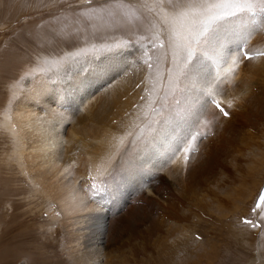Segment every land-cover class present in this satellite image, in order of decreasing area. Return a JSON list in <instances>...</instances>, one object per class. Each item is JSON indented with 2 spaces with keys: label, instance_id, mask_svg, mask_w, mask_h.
<instances>
[{
  "label": "rangeland",
  "instance_id": "374dc122",
  "mask_svg": "<svg viewBox=\"0 0 264 264\" xmlns=\"http://www.w3.org/2000/svg\"><path fill=\"white\" fill-rule=\"evenodd\" d=\"M199 19L198 14L181 18L158 0H0V264H264V198L260 208L254 210L264 186V117L263 124H258L256 128L255 112H252L254 116L251 115V119L246 120V106L241 110L230 107L238 101L243 102L264 85V78L261 81L264 77V16L224 20L225 23L244 26L247 34L243 35L246 38H232L227 45L222 38L217 39L216 34L221 31L216 32V24L210 29V34H206L207 40L194 45L192 59L180 64L184 67L188 63L191 68L196 60L203 61L197 58L198 51L213 48L212 55L205 54L210 57L205 61L210 65L207 76L194 79L192 69L189 75L187 68L186 72L180 71L171 82L177 81L173 86L175 94L167 98L171 103L167 101L152 107V102L162 99V94L166 92L164 82L167 83L165 76L169 71V62H180L186 57V53L182 52L186 45L188 50V41L184 42L180 35L186 34L187 21ZM200 27L195 24L194 34ZM231 27L233 29L234 25ZM218 40H222L223 45ZM221 53L226 61L217 60L221 58ZM122 62L125 69L115 79L121 77L128 95L134 100L132 108L124 113L125 117L128 116L127 121L135 126L143 117L141 110L136 114L137 109L144 107L146 112L148 109L154 112L155 109L157 116L155 114L154 118L160 117V121L166 123L164 129L172 130L171 133L179 136L181 134L179 151L174 150L176 158L172 162L163 154L170 156L175 145L168 151L160 149L161 154L156 160L158 169L156 166L153 170L145 168L147 171L141 175L140 184L127 182L124 177L128 174L129 165L121 168L117 178L116 170L110 172V169L115 159L116 163L123 162L133 145L127 144L128 141L123 143L129 139L128 128L122 127L126 118L114 119L110 123L122 130L121 136L115 137L116 140L121 138L116 146L125 144L124 147L112 163L104 165V170L111 167L102 177L90 176L89 170L85 177L77 179V183L88 194V204L98 212L106 213L113 223L115 216L119 215V219L128 214L126 210L129 208L140 213V209L146 207L140 215L143 218L150 215L159 229H150L148 219L136 221L133 229L130 228L134 233L125 230L114 240V235L104 237L105 229L87 233L84 224L74 223V233L79 241L73 242L72 236H67L68 228L60 207L40 187L34 186L33 173L26 164L29 160L17 151L16 130L7 128L6 122H9L14 106L22 98L20 93L30 94L33 82L44 76L50 88L58 85L59 96L67 97L66 107L55 108L65 120L60 133L66 142L68 129L80 111L75 108L67 92L68 87L73 91L77 82L99 81V89L108 86L111 92L115 79L113 83L107 82L104 70ZM94 63H104V67L86 70L91 64L95 66ZM229 63L241 66L233 69L232 80L224 84L227 89H220L219 86L213 95L207 93L206 86L215 82V76L219 75V71H213L214 66L226 68ZM117 70L120 69L116 67ZM201 79L206 82L205 86ZM246 83L248 93L245 91ZM251 87L255 88L254 91ZM219 97L226 102L221 103L217 100ZM103 104V111L109 117L116 113L108 100ZM148 104L150 108L144 106ZM31 105L34 110L45 109L36 97ZM203 107L206 110H200ZM222 107L233 109V116L227 111L222 113ZM105 113L102 112L101 116ZM161 113H164L162 117ZM147 121L146 118L139 124L151 122ZM166 121L170 122V127ZM233 122L236 126L232 127L236 131H231ZM249 123L250 127L247 126ZM156 124L153 136L159 138L157 131L160 129L156 128ZM68 141L65 148L73 147ZM78 147L75 145L73 151ZM180 159L184 160L178 167L182 170H178L175 178L167 177L164 171L176 169L174 165L179 164ZM169 161L175 164L164 163ZM106 175L112 178H106ZM143 181L148 182H145L148 184L146 187H143ZM120 182L124 186L120 187ZM166 184L171 186L167 187L169 190H165ZM167 203L172 210H179L176 218L165 214L163 207L159 209L158 204ZM76 218L75 222H80L78 214ZM245 220H251L252 224H246ZM65 222L67 225L70 223L67 219ZM253 224L259 227H253ZM124 225L120 223L116 228ZM82 229L84 231H80ZM117 229H114L115 233ZM98 240L102 244H94ZM90 243L94 245L88 246Z\"/></svg>",
  "mask_w": 264,
  "mask_h": 264
},
{
  "label": "bare ground",
  "instance_id": "6f19581e",
  "mask_svg": "<svg viewBox=\"0 0 264 264\" xmlns=\"http://www.w3.org/2000/svg\"><path fill=\"white\" fill-rule=\"evenodd\" d=\"M189 23H190V21H187V25ZM223 24H225V25L223 27H221ZM232 25H234L233 29L231 27ZM246 27H248V26H246ZM225 28H228L229 30L226 29V31H225ZM193 30H194V28H193ZM215 30H216V32L221 31L218 34H216V37H217V39L222 38L223 42L226 45L229 44L228 42H230L232 38H235L234 40H238L241 38L240 36H243L246 32V28H244V26H238V25L232 24L231 22L225 23L223 21L221 23H219V22L217 23V27L215 26ZM212 34H213V32H212ZM193 35H195L194 31H193ZM246 35L247 34H245V36ZM187 37H188L187 32L183 36L180 35V38H182V39L184 38V42L188 41ZM244 38H246V37H244ZM203 39L204 38H201L200 41H202ZM222 40H220V41L222 42ZM223 42H222V45H223ZM203 43H205V41ZM198 52H199V55H198L199 57H197V58H202L203 61L199 62L196 60L194 62L195 65L193 66V64H192L191 68L188 66V63L186 64V66L180 67L181 63L186 62L185 60L180 61V62L177 60H174L173 64H171V62H169V67H168L169 71L166 73V76H165L167 83L164 82V85H165L164 90L166 92L164 94H162V99H158L157 101L152 102V107L156 108V106L158 107V106H160V104H165L167 101H170V100H167V98L171 97L172 93L175 94V92L173 91V88H174L173 86H175L174 83H176L177 81L174 82L173 84L171 82H173L174 79L177 78V75L179 74L180 71L186 72L188 69L189 70L188 75H189V73L192 69L191 72L194 73V79L203 78V75L207 76V74L209 73L210 65H208L205 61H207V59H209L210 57H208L206 55L207 54L212 55V53H214V49L212 48L210 51L209 50L208 51L202 50V51H198ZM225 52H228V51H225ZM182 53H186V55H187V45H186V47H184V51ZM218 55H220V54H218ZM214 57H215V55H214ZM226 58H227V55H226ZM217 60L218 61H226L225 56L223 54L221 55V58L217 59ZM236 61H237V59H236ZM235 63H237V62H235ZM103 64L104 63L99 64V65L95 64V66H92V64L91 65L89 64L90 66H88V68L86 70L89 69V70L94 71L95 68L100 69V66H103ZM211 66L213 68L214 64H212ZM236 66H234L233 63L227 64L226 68H221L218 65L214 66L213 71H215V70L219 71V75L215 76V79H216L215 82L206 86L205 91L207 93L213 95L214 93H216L219 90L218 89L219 86H220V89H222V88L227 89V86L226 85L224 86V84L228 83V80H230L231 77H233L232 71ZM240 66H241V64H238V66L235 69H237ZM116 67H118L120 70L115 71ZM258 67H260V65H258ZM104 69H102V70H104ZM124 69H125V64H123V62L120 63L119 65L113 67V68L107 67V70H104L107 72V73L104 72L106 75V77H105L106 81L113 83L114 79L121 74L119 72L124 71ZM262 69H264V68H262ZM213 71L211 70V72H213ZM263 75H264V73H263ZM260 76H261V72H260ZM236 77H238V76H236ZM47 78L49 80H51V78H49V77H47ZM55 78H52V79H55ZM120 78H118L117 80L115 79L116 84H113L114 88L112 89L111 92L109 91L108 86H105L106 88L102 87L101 89H99V84H100L99 81L95 82V81L86 80V81L77 82L74 85L73 91H71V88L68 87L67 92H68V94L71 95V99L73 100V104H74L75 108L76 109L78 108V110H80L78 112V114L74 117V121H75L74 124L71 125L68 129L69 135L66 136V142L68 143L69 142L68 139H69L72 142L73 147L71 145V147L65 148L66 142H65L62 134L60 133L61 129H62V123L65 120L61 116V113L57 112L55 109L56 107H59V108L66 107L67 106V97L59 96L60 89L58 88V85H55L53 88H50L48 86V83H46V79L44 78V76L38 77L36 79V81L33 82V86L30 89L31 90L30 94L24 93L23 91L20 93V95L22 94V96H21L22 98L14 106V109H13V112H12L11 117L9 119V122H6L7 128L11 127V129H12V127H13L14 130H16L14 133L16 135L17 151H19V154L22 157H25V159L29 160L28 162L26 161V164H28L29 170L33 173L34 177L32 178V180H34V183H35L34 186H38V188L40 187V189H42V191L45 194H47L51 198V200L57 204L58 207H60V211H61L60 213L63 216L65 227L68 228V229H66L67 230L66 231L67 236H70V237L72 236L71 238H73L72 239L73 242L79 241V240H77L78 235H76L74 233V231H75V229L73 228V225L75 226L74 223L84 224V226L87 228L86 231L88 230L87 233H91L95 229H101L102 231L105 229L106 235L104 237L114 235V238H115L114 240H116V238L121 236L120 234H123V231L130 230V228H132L133 225H135L134 223L136 221L139 222V221L148 219V221L151 222V228L150 229H152V230H154L155 228L159 229L158 225H156L155 219L150 217V215H148V216L145 215V218H143L142 214H141L142 216L140 215V213H143V211H146V207H144L143 209H140V211L142 210V212H140V213L138 211H135L133 208H129V210H126V212H128V214L126 212H124L126 214L122 215L119 219H118L119 215L115 216L114 223H113L112 222L113 220H110V217L107 216L106 213L98 212L99 210H96V209L91 207L93 205H89L90 200L88 202V199H89L88 194L85 193L84 187L81 185L82 188H80V183H77V181H78L77 179L81 178L83 176L85 177V173L89 172V170H90V176L102 177L104 175V173L109 170V167H111V166H109V167L105 168V170H104V165L108 162L112 163L115 159L114 158L115 155L119 152V150H121L124 147L125 144H122L121 147L116 146V144L121 140V138H119V140H116L115 137L121 136L122 130L119 127H117V125H112V123H110L114 119L120 120L121 118H123V119L126 118V120H124V122L122 124V127L128 128L129 139H125L123 143L128 141L127 144L131 143V146L133 145V148L127 153V156L125 157L123 162L116 163V159H115V162L112 165V168L110 169V172H111V170H116L115 172L117 173V175H116L117 178L119 176V172H120L121 168L125 167L126 165H129L130 168L129 169L127 168L128 174H127V176H124V177L127 178V182H130V183L132 182V184L134 182L136 184H140L142 182V178H143L141 175H143L145 173V171H147V170H145V168L153 170L154 167L156 166V160L159 159L158 158L159 154H161L160 149H167V151H168V149H171L173 147V145H175V148L173 149L170 156H168L167 154H163L164 155L163 157H165V158L169 157L168 159L169 160L172 159V162H174V157L176 158V154L174 155V150L178 146H180L179 144H180L181 140H179V139H181L182 136H181V134L179 136V134L171 133L172 130L170 131L169 129H164V126L166 123L164 121H160V119H161L160 117L154 118V116L156 114L155 109L153 110L154 112H151L149 109H148V112H146V111H144L145 110L144 107H141V109H137L136 114H138L139 110H141V113H142L141 116H143V117L138 119L135 126H132L133 123L130 120L127 121L128 116L125 117L126 115H124V113L129 111L132 108V106L134 105V100H132L130 98V96L128 95L129 91H128V89H126L127 86L123 84L122 79H120ZM134 78H135V76H134ZM263 78L264 77L261 78V81H263ZM234 79H236V78H234ZM241 80H242V77H241ZM238 81H239V79H238ZM47 82H51V81H47ZM179 82L181 83V80H179ZM242 82H244V81L242 80ZM203 84L205 86L206 82L203 81ZM170 86H171V88H169ZM250 86H252V85L250 84ZM229 88H230V86H229ZM251 88L254 91L255 88L254 87H251ZM102 90H104L105 92H101ZM174 90H176V89L174 88ZM245 91L247 93L249 92V89L247 87V83L245 86ZM262 91H264V85L261 86V89L258 92L256 90L257 93L253 92V95H252V93L250 92V94L252 96L249 95L247 98H245L243 100V102L240 103V101H238L240 104L238 103L234 106H232L230 104L231 105L230 107H234V108L237 107L239 110L243 109L246 106L247 107V111L245 112L246 120H247V118L251 119V115L254 116V114L252 112H255V114L257 115V116H255L256 117V128H257L258 124H260V125L263 124L264 111H261V110H264V106H263V104H264V92L262 93ZM228 92L230 93V91H228ZM102 93L103 94L105 93V95H101ZM108 93H109V95H108ZM174 94H173V96H174ZM157 96L159 97V95H157ZM238 96L236 95V97H238ZM35 97L38 99V102H40L42 104V106L45 108L44 110L39 111V110L33 109L31 104H33V102L35 101ZM164 97H165V99H164ZM115 99H116V101L113 102L112 100H115ZM106 100H108V102L110 103V106H112V110L116 112L115 114H112L110 117H109L108 113H105V111H103V105H104L103 101H106ZM171 100H172V98H171ZM217 100H219L221 103L226 102L221 97H219ZM211 101H213V100L211 99ZM25 102H27V103H25ZM170 103H171V101L169 102V104ZM207 104H208V101H207ZM144 106L146 108L151 107V106H149V104L144 105ZM161 106H163V105H161ZM160 109H162V108H160ZM222 109H223L222 113H224V111H227V113H229L230 116H233V114H234V113H232L233 109L227 108V107L226 108L222 107ZM200 110L203 111L206 109L203 107ZM215 110H216L215 112L218 113L217 109H215ZM165 111H166V109H165ZM102 112L105 113L103 116H101ZM207 113L209 114L210 112H207ZM220 113H221V111H220ZM81 114H83V115L85 114V115L83 116ZM159 114H160V112H159ZM163 114L161 113V117L163 116ZM219 114H218V116H219ZM205 115L203 117H205ZM156 116H157V114H156ZM230 116H228V117H230ZM146 118L148 121L151 120V122L149 124H147V125H145L144 123L139 124V122L142 120L144 122V119H146ZM260 118H262V119H260ZM206 119H208V118H206ZM232 120H233V118L231 119V121ZM172 121H174V119ZM174 122L176 123V121H174ZM222 122H224V121H222ZM234 122L231 123V125H230L231 131H236V128L232 127V126H236V124ZM169 123L167 122L168 126H169ZM250 123H251V120H250ZM250 123L247 124L248 127H250ZM155 124H156V128L160 129L159 131H157L158 133H160L159 138H157L156 136H153L152 130L153 129L156 130L154 128ZM158 124H159V126L157 127ZM142 125L145 127H143ZM171 125H172V123H171ZM225 125H226V123H225ZM110 126H111V128H110ZM140 127H142V128H140ZM157 132H156V134H157ZM231 133L232 132H230V135H231ZM234 138H235V136L233 135V139ZM176 139H178V140H176ZM75 145L76 146L78 145L79 147H78V149L73 151V148H75ZM184 151L186 153V149ZM157 153H158V155H157ZM183 157H184V154H183ZM234 158L238 159V157H236V156ZM180 161H181V159H180ZM172 162L169 161V162H164V163H172ZM183 162H184V160L181 161L179 164L172 163V165L175 164L174 166H176L175 167L176 169H174L172 171L165 170L164 174L167 177L175 178L174 175H176V173H178V170L181 169V168L178 169V167H180V165H182ZM78 163H81V164H78ZM118 166H119V168H118ZM169 166H171V165H169ZM157 167L158 166H156V168ZM112 175H114V174H112ZM120 175H121V173H120ZM146 176L144 175V177H146ZM107 177L112 178L111 175H106V178ZM131 179H133V181H130ZM145 182L143 181V187H146L148 185V184H146L148 182H146V183ZM81 183H83V182H81ZM122 185L124 186V184L122 182H120V187H122ZM130 187L131 186H129V188ZM167 187H171V186L166 184V188ZM169 189L167 188L165 190H169ZM88 191H89V189H88ZM115 191H116V189H115ZM150 201L153 203L152 200H150ZM155 205H157V204L155 203ZM164 205L158 204L159 209H162V207H163L165 212H166L165 214H168V215L176 218L177 212L179 210L177 212L172 210L169 206L170 203H167L165 206ZM124 206H126V205H124ZM254 210H258V209L255 208ZM103 212H105V211H103ZM77 214L79 215V217H81V218H78V219H80V222L79 221L75 222L77 219L76 218ZM80 215H83V216H80ZM66 219H67V221L69 220V222H70L68 225L65 222ZM83 219H85V220H83ZM72 220H74V221H72ZM105 222H107V223H105ZM120 223H121V225H124V223H126V224L123 227L118 228L119 229L118 230L116 227H118V225ZM69 225H71V227H68ZM83 229L80 231H84ZM114 229H117L116 233H115ZM121 229H122V231H121ZM130 231H132V230H130ZM96 233H97V231H96ZM132 233H134V231H132ZM150 233L152 234V232H150ZM92 239H94V238L92 237ZM100 240L95 241L94 244H96V243H98V245L102 244V241H100ZM108 240H110V239H108ZM107 242H109V241H107ZM94 244L90 243L89 245L88 244L87 245L90 246V245H94ZM111 244H112V242H111ZM75 246H76V244H75ZM78 253L79 252L77 251V254Z\"/></svg>",
  "mask_w": 264,
  "mask_h": 264
},
{
  "label": "snow or ice",
  "instance_id": "6c2138e0",
  "mask_svg": "<svg viewBox=\"0 0 264 264\" xmlns=\"http://www.w3.org/2000/svg\"><path fill=\"white\" fill-rule=\"evenodd\" d=\"M158 2L181 18L197 14L200 17L199 20H194L185 27V31L188 33V50L186 57H184L185 61L192 59L195 51L194 45L200 42L201 38L207 40L208 35L206 34H210V29L217 22L245 16H264V0H158ZM184 9H188V11H183ZM197 23L201 27L193 35V28ZM245 58L249 57L245 56ZM217 106L219 107V105ZM175 151H179V147ZM256 208H260L259 203H257ZM244 222L252 224L251 220ZM253 227H259V225L253 224Z\"/></svg>",
  "mask_w": 264,
  "mask_h": 264
},
{
  "label": "water",
  "instance_id": "95a60500",
  "mask_svg": "<svg viewBox=\"0 0 264 264\" xmlns=\"http://www.w3.org/2000/svg\"><path fill=\"white\" fill-rule=\"evenodd\" d=\"M263 198H264V186L262 187L261 189V192H260V198L257 200L256 204L257 203H261L263 201Z\"/></svg>",
  "mask_w": 264,
  "mask_h": 264
}]
</instances>
